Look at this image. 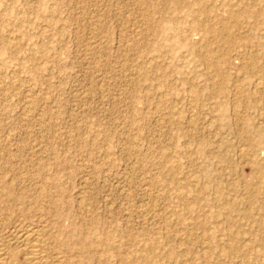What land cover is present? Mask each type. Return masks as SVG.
Returning a JSON list of instances; mask_svg holds the SVG:
<instances>
[{"label":"rangeland","instance_id":"obj_1","mask_svg":"<svg viewBox=\"0 0 264 264\" xmlns=\"http://www.w3.org/2000/svg\"><path fill=\"white\" fill-rule=\"evenodd\" d=\"M0 88V187L84 264H264V0H0Z\"/></svg>","mask_w":264,"mask_h":264},{"label":"bare ground","instance_id":"obj_2","mask_svg":"<svg viewBox=\"0 0 264 264\" xmlns=\"http://www.w3.org/2000/svg\"><path fill=\"white\" fill-rule=\"evenodd\" d=\"M225 31H228V28H223L222 32ZM2 90L3 88H0L1 92ZM29 191L30 190H28V192ZM28 192H26V194ZM30 193L28 194L30 195ZM24 195L25 194L18 195L13 187H0V206H5L8 211L18 208V211L21 213L20 217L22 218L17 225H14L13 232H8L6 226L2 222V216L0 215V264H84L85 262L81 254L85 253L88 258H92L93 255L96 256L95 243H89L84 237H79L75 243H71L70 233L49 231V226H51V223L53 224L52 215L51 218L40 215V218L33 220L35 218L34 214L32 216L34 207L43 200L47 201V197L43 193H34L31 196L28 195L29 197H25ZM42 214L44 213L42 212ZM59 214L55 215L57 220L60 218ZM106 236L105 239L107 241L110 239L111 241V238H108V235ZM232 237L231 240H234ZM107 244L110 245L109 243ZM210 252L212 251L210 250ZM103 256L105 255H102V258ZM107 260L105 261L107 262ZM106 262L104 264H106Z\"/></svg>","mask_w":264,"mask_h":264}]
</instances>
